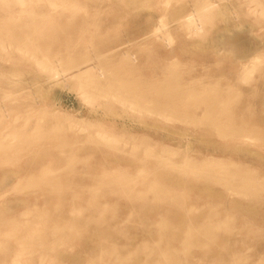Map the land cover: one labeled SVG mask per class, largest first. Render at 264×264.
<instances>
[{
	"label": "rangeland",
	"instance_id": "374dc122",
	"mask_svg": "<svg viewBox=\"0 0 264 264\" xmlns=\"http://www.w3.org/2000/svg\"><path fill=\"white\" fill-rule=\"evenodd\" d=\"M0 142V264H264V0H0Z\"/></svg>",
	"mask_w": 264,
	"mask_h": 264
},
{
	"label": "bare ground",
	"instance_id": "6f19581e",
	"mask_svg": "<svg viewBox=\"0 0 264 264\" xmlns=\"http://www.w3.org/2000/svg\"><path fill=\"white\" fill-rule=\"evenodd\" d=\"M22 5H23V4H22ZM205 9H206V8H205ZM192 13H194V12H192ZM192 13H191V15H192ZM194 16H195V15H194ZM192 18H193V16H190V17H189V19H188V21H187V22H188L187 24H188L189 26H191V27H197V25L199 24V19L193 20ZM161 23H162V22H161ZM159 25H161V24H159ZM162 26H164V25H162ZM191 27H190V29H191ZM187 28H188V27H187ZM158 29H159V28H158ZM159 30H160V29H159ZM189 31H190V30H189ZM90 69H91V68H90ZM92 69H94V68L92 67ZM92 69H91V70H92ZM46 70H47V69H46ZM91 70H90V71H91ZM88 71H89V70H88ZM86 72H87V71H86ZM56 75H57V74H56ZM56 75H55V76H56ZM164 89H165V91H166L167 87H164ZM165 91H164V92H165ZM85 94H86V93H85ZM85 94H84V95H85ZM84 95H83V96H84ZM180 98H181V97H180ZM86 99H87V98H86ZM122 101H123V100H122ZM228 101H229V100H228ZM219 105H220V104H219ZM215 128H216V127H215ZM0 143H1V142H0ZM2 143H3V142H2ZM2 143H1V145H3ZM2 147H3V146H2ZM15 256L17 257V255H15ZM16 257H15V258H16ZM18 257H19V255H18ZM13 261H14V262H15V261L20 262L18 258H17L16 260H13ZM13 261H12V262H13ZM17 262H16L15 264H20V263H17Z\"/></svg>",
	"mask_w": 264,
	"mask_h": 264
}]
</instances>
